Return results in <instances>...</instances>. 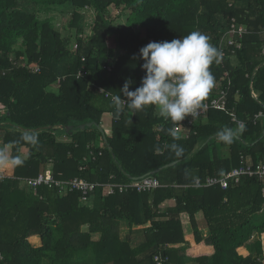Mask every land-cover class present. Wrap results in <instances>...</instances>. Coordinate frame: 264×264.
Masks as SVG:
<instances>
[{"label":"trees","instance_id":"16d2710c","mask_svg":"<svg viewBox=\"0 0 264 264\" xmlns=\"http://www.w3.org/2000/svg\"><path fill=\"white\" fill-rule=\"evenodd\" d=\"M41 9L70 11L63 23L75 35V50L71 36L61 37L50 19L36 16ZM90 10L95 23L86 39L81 35ZM232 19L247 34L241 49L223 46L226 57L210 68L215 86L205 100L230 81L229 109L246 128L232 143L217 136L238 129L220 111H209L187 138L173 137L170 130L179 122L151 106L132 116L124 107L116 116L112 97L126 79L134 82V91L145 76L141 48L199 30L219 50ZM11 56L23 57L26 66H13ZM35 67L39 72H32ZM259 113L263 117L255 119ZM105 114L112 117L109 135L97 128ZM88 123L93 126L79 129ZM1 125L0 146L10 148L7 160L20 163L0 164V173L11 177L0 180V264H157L156 256L160 264H264V182L244 177L225 190L195 186L196 180L222 177L247 161L264 162V0H0ZM173 143L183 148L182 156L170 148ZM100 151L102 156L79 169L83 158ZM48 161L59 181L78 177L112 185L161 169L152 175L161 187L108 197L98 190L81 202L79 193L20 186L19 179L47 172ZM168 200L174 206L160 214ZM182 214L189 216L193 247L185 239ZM198 214L209 231L205 239ZM122 223L131 234L141 233L142 241L122 238ZM34 235L41 239L38 247L32 246L37 238L30 239L32 245L28 241ZM202 245L211 249L209 255L197 254ZM240 248L249 255L239 254Z\"/></svg>","mask_w":264,"mask_h":264},{"label":"clouds","instance_id":"9594fccd","mask_svg":"<svg viewBox=\"0 0 264 264\" xmlns=\"http://www.w3.org/2000/svg\"><path fill=\"white\" fill-rule=\"evenodd\" d=\"M221 57L222 53L211 43V38L199 30L191 31L181 39L148 43L139 51L145 72L141 86L130 91L134 82L126 79L120 94L112 97L116 116L122 114L124 107L132 116L150 106L158 109L166 119L176 122L198 115L215 86L210 68L213 63H219ZM245 130L241 123L236 131L224 129L217 136L220 141L230 144ZM170 134L176 136L172 130ZM170 148L177 157L183 155V148L177 144H171ZM9 163L20 161L7 160L6 153L0 150V164Z\"/></svg>","mask_w":264,"mask_h":264},{"label":"built area","instance_id":"2783aa9c","mask_svg":"<svg viewBox=\"0 0 264 264\" xmlns=\"http://www.w3.org/2000/svg\"><path fill=\"white\" fill-rule=\"evenodd\" d=\"M247 34V29L245 26L238 25L235 19L231 20L229 28L226 30V32L222 35L220 41H219V50L222 53V57H226V55L223 53L224 45H228L230 47H234L235 49H241L242 45L240 43V40L243 38V36ZM75 49H76V45ZM74 49V50H75ZM235 53V52H234ZM10 63L13 66L18 67H24L26 66L25 59L23 57H20L18 59H15L13 56L9 59ZM108 71H110V68H107ZM32 72H39V68L35 67L32 69ZM61 82V79H58L56 83H54L51 87L53 89H57L59 87V84ZM253 85V79L251 76V80L249 83V88L251 95L253 97H256L255 92L252 88ZM231 83L228 80L227 87L224 89L215 88L216 93H214V96L210 98L207 101H204L205 107L203 110L196 116H188L183 121L179 122L173 127V130L177 136H180L181 138H187L188 134L190 132V129H192L195 124L200 121L201 123L206 122L208 112L211 110L220 111L223 113H226L231 121L236 124V126H239L242 122L238 120L236 117V113L234 109H229V89H230ZM263 117L262 113H259L255 116V119ZM54 129H59V127H55ZM61 129V128H60ZM65 137H63L64 139ZM102 156V152H98L96 155L94 153L90 152L88 154V157L83 158L80 170H85L86 166L85 164L89 159L91 161H96L97 157ZM244 177L248 178H256L259 181L264 182V162H259L256 165H253L252 162H245L241 164L239 167L232 169L230 172L225 174L222 177H207L204 181V183H201L199 180L195 181L196 187H220L221 189L225 190L230 185H236L240 182V180ZM6 178H11L9 175H7L5 172L0 173V180H4ZM22 187L28 188L29 190L36 191L39 187L45 186L49 189L51 188H57L60 189L62 193L69 192V193H79L80 194V200L87 201L89 196H92L96 191L100 190V193L103 197H108L115 195L116 193L124 194L127 193L130 190L136 191L137 193H143L155 190L157 188L161 187V184L159 183V180L155 178L154 176H144L142 178L138 179H132L128 184L125 185H116V184H100L97 182H89L82 178H74L70 181H59L53 177L51 174V170H47L45 173H40L35 178H28V179H21ZM262 193H264V188L262 189ZM1 259V255H0ZM157 264H160V259L156 256L154 258Z\"/></svg>","mask_w":264,"mask_h":264},{"label":"rangeland","instance_id":"374dc122","mask_svg":"<svg viewBox=\"0 0 264 264\" xmlns=\"http://www.w3.org/2000/svg\"><path fill=\"white\" fill-rule=\"evenodd\" d=\"M25 8H27V7L25 6ZM35 13H36V16L40 20L50 19L52 21V25L54 26V29L60 33L61 37L66 39L67 37L71 36L72 39L74 40L72 44L75 43V35L69 33L65 29L64 23H63L64 18L67 17V15L70 13V11L66 13V10L63 11L62 9H58V10L57 9H51L49 11H45V10L41 9V10L36 11ZM119 22L120 23H125V17L122 18ZM94 23H95V15H94L93 11L90 10L89 13L87 14V16L85 17L84 22H83L84 32L81 35L82 38L89 39L91 37L92 29L94 27ZM79 38H80V36H79ZM107 44L109 45V47L113 46V41H112L111 38H109ZM74 49H75V46L73 47V50ZM231 60H232L233 64L236 65L237 62L235 61V59L233 58ZM111 121H112V117L110 116V114L103 115V117L101 119V127L103 128V130L104 129L110 130ZM2 128L3 127L1 125L0 126V130ZM61 140H66V138L63 139V137H62ZM2 148L4 149L3 151L6 153V157H9L10 156L9 155L10 154V148L7 147V146L6 147H1L0 146V150ZM26 155H27V151L26 150H22L21 151V156L23 157V159L26 157ZM48 164H50V165L47 166L48 167L47 170H49V169L52 170L53 166L51 165V163L49 161H48ZM19 182H20V186H22L21 179H19ZM81 202H83V201L81 200ZM96 238H97V236H95V239Z\"/></svg>","mask_w":264,"mask_h":264},{"label":"crops","instance_id":"0c3cea01","mask_svg":"<svg viewBox=\"0 0 264 264\" xmlns=\"http://www.w3.org/2000/svg\"><path fill=\"white\" fill-rule=\"evenodd\" d=\"M106 131V134H110V131L107 130V129H104ZM7 174V173H6ZM9 175V174H7ZM174 200H168V201H165L159 208V213L160 214H164L169 208H172L174 206ZM183 224H184V231H185V239L188 240L190 242V244L192 245V247L195 245L194 243V239H193V235H192V228H191V224L189 222V216L187 214H182L180 216ZM197 220L200 222H202V215L201 214H198L196 216ZM122 227H121V236L122 238H126L128 235L133 239V244L134 243H137V242H141L142 241V235L141 233L139 234H131V232L129 231V227L127 226L126 223H122L121 224ZM199 231L203 237V239H205L206 237H208L209 235V231H208V228L202 223L199 224ZM31 238H37L38 239V243L32 245L30 243V239ZM29 243L33 246V247H38L41 245V239L39 236H31L29 239H28ZM240 250H244V253L242 254L240 252ZM197 254L199 255H209L211 253V249L207 246H199L198 250L196 251ZM238 253L239 254H242V255H246L248 256L249 255V252L245 249V248H240L238 249Z\"/></svg>","mask_w":264,"mask_h":264},{"label":"water","instance_id":"95a60500","mask_svg":"<svg viewBox=\"0 0 264 264\" xmlns=\"http://www.w3.org/2000/svg\"><path fill=\"white\" fill-rule=\"evenodd\" d=\"M91 126H93V124H92V123H88V124L80 125V126H79V129L83 130L84 128H86V127H91ZM72 128H73L72 126H69V127L66 128V131H70V130H72ZM97 128H98V130H99L103 135H105V132L103 131V129H102L101 126H98ZM175 164H176V162L170 163V164L166 165L165 168H167V167H171V166H174ZM160 170H161V169H157L156 171L150 173V174L147 175V176L157 174ZM141 178H142V177H141Z\"/></svg>","mask_w":264,"mask_h":264}]
</instances>
